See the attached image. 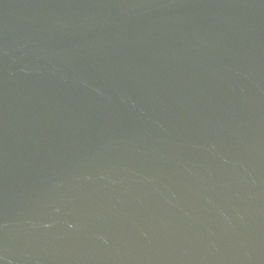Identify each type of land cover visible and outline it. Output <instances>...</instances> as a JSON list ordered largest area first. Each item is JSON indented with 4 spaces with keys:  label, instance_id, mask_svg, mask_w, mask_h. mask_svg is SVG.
I'll list each match as a JSON object with an SVG mask.
<instances>
[{
    "label": "water",
    "instance_id": "water-1",
    "mask_svg": "<svg viewBox=\"0 0 264 264\" xmlns=\"http://www.w3.org/2000/svg\"><path fill=\"white\" fill-rule=\"evenodd\" d=\"M0 264H264V0H0Z\"/></svg>",
    "mask_w": 264,
    "mask_h": 264
}]
</instances>
